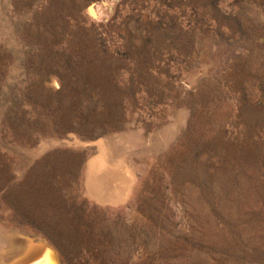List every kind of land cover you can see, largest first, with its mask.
I'll list each match as a JSON object with an SVG mask.
<instances>
[{
  "label": "rangeland",
  "instance_id": "rangeland-1",
  "mask_svg": "<svg viewBox=\"0 0 264 264\" xmlns=\"http://www.w3.org/2000/svg\"><path fill=\"white\" fill-rule=\"evenodd\" d=\"M99 1L0 0V223L68 264H264V0ZM101 142L133 203L90 197Z\"/></svg>",
  "mask_w": 264,
  "mask_h": 264
},
{
  "label": "bare ground",
  "instance_id": "bare-ground-1",
  "mask_svg": "<svg viewBox=\"0 0 264 264\" xmlns=\"http://www.w3.org/2000/svg\"><path fill=\"white\" fill-rule=\"evenodd\" d=\"M108 1L109 0H100L98 2V7H100L101 9L105 8L104 6L108 4ZM94 9L95 5L91 4V6L86 11H88L90 15L91 13L92 15H95ZM169 137H172V135L169 134L166 139H168ZM114 138L115 137H113V139ZM108 140H110L111 142L110 138ZM118 141H120V139ZM152 142L153 141L149 140L148 145L153 146L154 144L151 145ZM124 143H126V145ZM124 143L123 144L127 146L129 142L126 141ZM158 143L161 144V139ZM97 144L98 143H96V145ZM109 144L111 145V143ZM98 145L99 149L96 151L99 152V155L93 158L92 160H89V171L87 170L88 173L85 178L87 191L90 197L96 200V202L99 201L109 204H116L120 201V203H122V201L126 199L129 201V203H133L134 195L136 194V191L140 186L138 178L136 177L138 182L132 184L131 180H134V178L132 171L130 170L128 165L120 161L118 163H111L110 161H107L104 157L106 153L110 150L105 152L107 148H105L106 146L102 142ZM117 145H119V142ZM115 150L113 149V151ZM113 154L115 153H112V156ZM118 160H120V158ZM152 160L153 159H151V161ZM151 161L147 162L143 160L141 161V163L143 162V165H146L147 163L152 164ZM44 235L45 234L43 232H39L31 228L22 229L16 228L14 224L10 226H5L3 225V223H0V264H38V262L44 257H47V259L50 261V264H68L59 247H57L53 240Z\"/></svg>",
  "mask_w": 264,
  "mask_h": 264
},
{
  "label": "snow or ice",
  "instance_id": "snow-or-ice-1",
  "mask_svg": "<svg viewBox=\"0 0 264 264\" xmlns=\"http://www.w3.org/2000/svg\"><path fill=\"white\" fill-rule=\"evenodd\" d=\"M38 264H50V261L47 259V257L42 258Z\"/></svg>",
  "mask_w": 264,
  "mask_h": 264
},
{
  "label": "water",
  "instance_id": "water-1",
  "mask_svg": "<svg viewBox=\"0 0 264 264\" xmlns=\"http://www.w3.org/2000/svg\"><path fill=\"white\" fill-rule=\"evenodd\" d=\"M36 242V241H35Z\"/></svg>",
  "mask_w": 264,
  "mask_h": 264
}]
</instances>
